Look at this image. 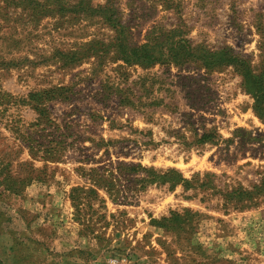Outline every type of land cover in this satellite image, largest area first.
Masks as SVG:
<instances>
[{"label": "rangeland", "instance_id": "rangeland-1", "mask_svg": "<svg viewBox=\"0 0 264 264\" xmlns=\"http://www.w3.org/2000/svg\"><path fill=\"white\" fill-rule=\"evenodd\" d=\"M0 167L76 264H264V0H0Z\"/></svg>", "mask_w": 264, "mask_h": 264}, {"label": "crops", "instance_id": "crops-1", "mask_svg": "<svg viewBox=\"0 0 264 264\" xmlns=\"http://www.w3.org/2000/svg\"><path fill=\"white\" fill-rule=\"evenodd\" d=\"M1 172L0 167V174ZM34 183H27L24 188L18 190L5 189L0 183V264H63L64 261L67 264H76L75 261L80 262L72 250L66 257H59L56 255L57 250H49L45 247L49 245V242L58 243L60 246L69 243V239L64 240L58 237L60 229L57 222L64 217L65 212L62 206H56L57 204H52L53 202L50 201L53 190L44 187L34 190ZM38 184L41 185V183ZM60 202L64 201L60 200ZM31 206L34 209H31ZM60 226L62 227L61 223ZM22 228H29L32 231L26 232ZM65 228L64 226L62 229ZM35 230L43 231L41 233ZM37 251L43 256L37 255ZM28 257L29 261L25 259Z\"/></svg>", "mask_w": 264, "mask_h": 264}, {"label": "trees", "instance_id": "trees-1", "mask_svg": "<svg viewBox=\"0 0 264 264\" xmlns=\"http://www.w3.org/2000/svg\"><path fill=\"white\" fill-rule=\"evenodd\" d=\"M131 55H132V57H133L135 60H138V61H139V59H140L141 61H144V60L141 58V56H137V55H140V54H138V49H133ZM143 57H144V59H148V62L154 60V58H152V56H151V55H148V54L143 55ZM259 90H260V84L257 86V90L254 91V92L257 94V93L259 92Z\"/></svg>", "mask_w": 264, "mask_h": 264}, {"label": "built area", "instance_id": "built-area-1", "mask_svg": "<svg viewBox=\"0 0 264 264\" xmlns=\"http://www.w3.org/2000/svg\"><path fill=\"white\" fill-rule=\"evenodd\" d=\"M126 262V257H108L105 264H124Z\"/></svg>", "mask_w": 264, "mask_h": 264}]
</instances>
